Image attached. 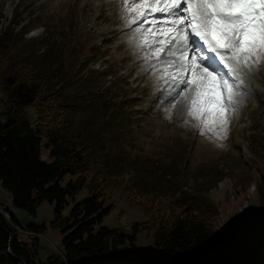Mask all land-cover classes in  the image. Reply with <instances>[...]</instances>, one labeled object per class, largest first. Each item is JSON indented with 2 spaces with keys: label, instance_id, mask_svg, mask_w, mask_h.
Instances as JSON below:
<instances>
[{
  "label": "rangeland",
  "instance_id": "rangeland-1",
  "mask_svg": "<svg viewBox=\"0 0 264 264\" xmlns=\"http://www.w3.org/2000/svg\"><path fill=\"white\" fill-rule=\"evenodd\" d=\"M120 5L121 0H0V33L10 22L21 21L15 30L25 32L27 40L38 41L34 58L50 57L49 67L59 73L60 82L71 77L87 85L90 97L105 95L97 97L100 105H106L102 116L87 125V129H98L112 148L107 162L113 170L112 196L106 206L113 208L102 225L130 232L133 223L146 220L139 195L166 185L174 188L176 177L182 192L201 205L211 203L217 208L219 235L261 225L264 61L250 72L242 69V94L235 98L226 132L217 137L214 133L222 131L217 126L201 134L195 126L198 122L182 115L184 101L177 95L182 89L169 91V85L160 79L163 67L155 70V58L150 62L144 58L150 50L137 47L134 29L151 26L126 24ZM155 18L165 19L159 14ZM27 50L21 48L19 54ZM95 73L97 79L92 77ZM27 112L36 118L35 108L29 107ZM47 155L42 147V158ZM72 178L66 176L64 183ZM87 195L86 190L81 191L76 201H70L66 214ZM7 205L22 226L43 227L42 234L28 230L32 233L29 238L19 236L28 246L38 238L41 260L62 250L63 236L51 226L53 204L43 202L32 215L14 207L10 193L0 183V209ZM136 242L146 255L157 254L153 232L139 233Z\"/></svg>",
  "mask_w": 264,
  "mask_h": 264
},
{
  "label": "trees",
  "instance_id": "trees-1",
  "mask_svg": "<svg viewBox=\"0 0 264 264\" xmlns=\"http://www.w3.org/2000/svg\"><path fill=\"white\" fill-rule=\"evenodd\" d=\"M20 24L10 22L0 33V183L12 205L32 215L43 202L53 204L51 226L63 239L62 250L41 260L38 238L23 243L15 228L22 225L7 205L3 210L10 220L0 210V264H264V216L261 225L219 235L217 208L182 192L177 177L174 188L139 195L146 220L133 223L130 232L103 226L113 208L106 206L112 196L113 170L107 164L112 148L87 125L102 116L106 105L97 97L105 95L90 97L87 85L71 77L60 82L50 57L34 58L38 41L17 32ZM18 48L28 50L19 54ZM29 107L35 108V119ZM68 175L74 178L64 183ZM83 190L87 197L66 214ZM22 228L43 233L35 225ZM142 232H153L156 255L137 246Z\"/></svg>",
  "mask_w": 264,
  "mask_h": 264
},
{
  "label": "snow or ice",
  "instance_id": "snow-or-ice-1",
  "mask_svg": "<svg viewBox=\"0 0 264 264\" xmlns=\"http://www.w3.org/2000/svg\"><path fill=\"white\" fill-rule=\"evenodd\" d=\"M120 6L126 24L151 25L134 29L137 47L150 50L144 58H155V70L163 66L160 79L169 91L182 89V115L196 120L201 134L219 126L214 134L222 136L242 94V69L264 61V0H121Z\"/></svg>",
  "mask_w": 264,
  "mask_h": 264
},
{
  "label": "bare ground",
  "instance_id": "bare-ground-1",
  "mask_svg": "<svg viewBox=\"0 0 264 264\" xmlns=\"http://www.w3.org/2000/svg\"><path fill=\"white\" fill-rule=\"evenodd\" d=\"M139 23H143V21H140ZM135 25V24H134ZM147 26H151V25H149V24H147ZM158 27H159V25H158ZM158 39L160 38V37H157ZM163 58V57H162ZM154 61H156V60H154ZM156 64V62L153 64V65H155ZM159 66V65H158ZM163 67V66H162ZM1 210V209H0ZM4 215L6 216V218L7 219H9L10 220V216H9V213H7V212H4ZM16 229L20 232V236H24L25 235V233H27L28 235H32V233L30 232V231H27V230H21L20 229V227L19 226H16ZM26 238V237H25ZM21 240V239H20ZM22 241H23V239H22ZM23 243L25 244V245H27L24 241H23Z\"/></svg>",
  "mask_w": 264,
  "mask_h": 264
},
{
  "label": "built area",
  "instance_id": "built-area-1",
  "mask_svg": "<svg viewBox=\"0 0 264 264\" xmlns=\"http://www.w3.org/2000/svg\"><path fill=\"white\" fill-rule=\"evenodd\" d=\"M8 213V212H7ZM10 216V215H9ZM26 238H29L30 235H28L27 233H25L24 235Z\"/></svg>",
  "mask_w": 264,
  "mask_h": 264
},
{
  "label": "water",
  "instance_id": "water-1",
  "mask_svg": "<svg viewBox=\"0 0 264 264\" xmlns=\"http://www.w3.org/2000/svg\"><path fill=\"white\" fill-rule=\"evenodd\" d=\"M205 254H208V252H204V253H202V255H201V256H203V255H205Z\"/></svg>",
  "mask_w": 264,
  "mask_h": 264
}]
</instances>
